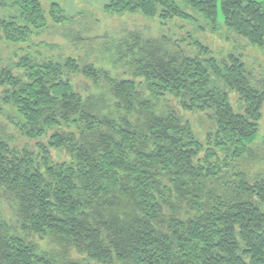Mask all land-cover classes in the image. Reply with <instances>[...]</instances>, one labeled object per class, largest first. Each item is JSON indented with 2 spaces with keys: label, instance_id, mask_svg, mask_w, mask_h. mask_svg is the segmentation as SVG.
<instances>
[{
  "label": "trees",
  "instance_id": "1",
  "mask_svg": "<svg viewBox=\"0 0 264 264\" xmlns=\"http://www.w3.org/2000/svg\"><path fill=\"white\" fill-rule=\"evenodd\" d=\"M103 9L193 26L195 51L141 48L121 81L72 57L40 61L32 37L49 16L68 21L64 10L0 0V33L16 55L0 65V101L21 118L0 114V204L12 210L0 211V264H264V86L242 56L205 45L218 35L217 0H106ZM221 11L228 40L264 48V1L221 0ZM80 74L105 86L116 117L84 102ZM170 100L211 111L204 139Z\"/></svg>",
  "mask_w": 264,
  "mask_h": 264
},
{
  "label": "rangeland",
  "instance_id": "2",
  "mask_svg": "<svg viewBox=\"0 0 264 264\" xmlns=\"http://www.w3.org/2000/svg\"><path fill=\"white\" fill-rule=\"evenodd\" d=\"M180 1L178 0V2ZM258 1L263 2L264 0ZM41 2L47 15L51 5L58 4L64 10V15L68 21L63 25L56 24L49 16L48 28L44 31L35 32L31 42L32 48L29 51L33 56L40 55V61L50 58L72 57L80 61L81 64L89 63L103 75L107 73L113 79L121 81L131 78L129 73L130 62L142 57L139 52L142 49L149 51L152 46H160L163 51L172 54L182 50L189 55L195 51L190 42L192 37L197 38L194 37L196 32L193 31V26L183 22L175 21L162 24L158 17H145L140 13L110 15L105 13L103 9L106 0H41ZM217 4L218 35L204 36L205 45L212 49L214 56L224 57L227 53L234 52L242 56L248 69L252 72L254 82L259 86L260 83H263L264 86V48L246 46L245 43L239 45L235 38L233 41L228 40L230 34L225 26L221 11V0H217ZM184 26L187 28L184 29ZM191 32L193 36L189 34ZM133 36L139 37L141 44L138 47L139 50L136 49L135 53H129V48L134 44ZM14 51L15 46L5 42L2 33H0V65L12 61L13 56H16ZM17 58L20 59L19 55ZM74 85L90 108L97 107L99 111L102 110L101 114L111 113L114 117L117 116L119 112L115 107V102H112V106L107 107V103L103 101L104 90L102 87L105 88L103 84L95 85L93 81H89L80 74L77 75ZM1 92L3 90L0 88V94ZM233 96H236V93L231 94V104L236 108ZM169 106L192 124L199 139H204L213 128V121L209 117L211 111H183L177 101L174 100L169 101ZM158 110L164 111L165 106L161 104ZM0 114L1 120L4 122L9 119L17 122L21 119L14 108L2 104L1 101ZM263 137L264 117L259 125V144L264 139ZM65 156H67L66 153L57 152L53 157L56 161H63L66 159ZM0 211L9 216L12 215V210L5 202H1ZM41 247L47 249L48 242H43Z\"/></svg>",
  "mask_w": 264,
  "mask_h": 264
}]
</instances>
